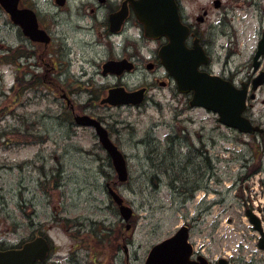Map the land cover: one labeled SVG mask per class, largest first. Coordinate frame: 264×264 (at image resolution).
Listing matches in <instances>:
<instances>
[{
    "label": "rangeland",
    "instance_id": "rangeland-1",
    "mask_svg": "<svg viewBox=\"0 0 264 264\" xmlns=\"http://www.w3.org/2000/svg\"><path fill=\"white\" fill-rule=\"evenodd\" d=\"M40 2L43 5L45 0ZM6 35L14 42V34L10 32H4L0 38ZM71 37L64 45L69 48L70 67L61 65L63 75L62 79L60 74L59 77L68 82L69 95L79 115L83 113V102L91 95L106 94L104 86L114 84L115 79L101 75V57L95 55L98 47L83 50L79 38ZM147 47L155 49L153 43ZM142 52L150 56L147 48ZM83 53L88 72L84 78ZM64 56L66 60V52ZM57 62H61L59 58ZM15 64L12 56L4 64L0 62V248L18 247L28 241L36 227L50 223L54 226L49 230L54 250L46 264H72L71 259L83 264V246L72 250L74 240L83 241V236L75 237L76 231L65 227L64 221L56 224L53 213L58 218L67 215L72 227L83 223L84 211L89 218L116 222L118 216L106 211L93 213V207L108 202L107 192L100 187L106 181L117 180L114 170L98 150L83 154V148H100L95 131L83 130L75 124L69 106L54 99L58 92L53 95L41 88L40 95L29 91L18 98L16 90L13 91ZM143 71L133 77L131 85L139 86L143 76L152 77L145 64ZM92 77L96 86L91 89L92 85L85 82ZM149 96L140 109L96 108L108 119L128 162L129 180L119 191L134 210L130 246L134 264H144L154 245L186 224L192 228L190 242L211 260L225 256L244 262L257 261L258 232L245 210L256 208V203L264 204V137L244 135L225 127L217 114L190 107L192 94H181L174 86L157 88ZM249 108L255 122L264 125V88L256 92L254 100H249ZM181 132L190 135L185 138L207 142L215 158L214 193L204 197L199 192L200 198L188 203L181 201L177 188L169 186L173 179L163 175L158 163L153 166L150 162L151 158L159 159L168 139ZM178 154L174 152L176 156L170 159L176 161ZM169 169L181 171L178 163ZM46 179L54 182L44 184L54 185L50 195L55 200L48 199V189L40 187ZM60 185L62 188L58 189ZM60 197L63 199L58 200Z\"/></svg>",
    "mask_w": 264,
    "mask_h": 264
},
{
    "label": "flooded vegetation",
    "instance_id": "flooded-vegetation-1",
    "mask_svg": "<svg viewBox=\"0 0 264 264\" xmlns=\"http://www.w3.org/2000/svg\"><path fill=\"white\" fill-rule=\"evenodd\" d=\"M13 1L0 0V35L4 32L14 34V42H10L7 35L0 38V62L4 64L8 56L15 58L17 74L13 91L16 90L18 98H22L23 93L29 91L39 94L41 88L53 95L58 92L59 99L56 94L54 99L61 100L66 106H69L75 122L78 115L75 110L76 105L69 95L70 86L66 80L65 82L61 80L63 75L61 65L70 67L69 48L65 49L64 45L71 41V35L79 38L83 50L87 51L88 47H98L99 51H96L95 55L101 57V75L115 79L114 84L104 86L106 94L101 97L91 95L87 102H83V113L79 115L99 122L106 130L112 143L121 151L108 119L100 115L96 108L140 109L147 104L150 92L157 88L165 90L174 86L181 93L174 78L159 57V50L167 46L169 40L167 37H161L158 40L146 38L144 27L139 22L134 7V3L140 0H45L43 5L40 0H18L16 22L13 15L3 5H10ZM174 3L180 22L188 29L187 49L197 51L201 56L202 63L199 67L201 73L220 77L231 83L237 90H246L249 96L264 88V6H261L264 0H174ZM149 43H153L155 49L147 47ZM144 47L147 48L150 56H146L142 52ZM62 50L67 54L66 60ZM57 58L61 62H57ZM86 59L87 57L83 53V78L88 75ZM110 63L112 66L115 63L114 72L105 68ZM57 64L60 66L57 67ZM144 64L152 77L143 76V82L135 87L131 85L132 79L137 73L144 72ZM69 74H71L70 71L66 75L69 76ZM93 79L92 77L85 82V85H92L91 89L96 86ZM255 86H257L256 90H254ZM112 89H125L132 93L143 90L142 102L136 106L103 105L102 101L106 99L108 92ZM189 105L191 107V100ZM244 116L253 125L262 129V132L255 135L263 138L264 125L262 122H255L253 114L250 112L249 100ZM86 129L95 131L93 127L83 126V130ZM187 134L181 132L173 138L171 136L167 141L166 150L160 154L162 156L159 159L151 158L150 160L151 164H154L153 166L158 163V167L163 169L164 176L173 179L169 186L179 190L178 196L183 203H188L197 197L200 198V195L197 196L199 192H203L204 197L211 192L214 193L213 188L216 182L213 149L208 147V143L203 139L199 142L191 137L185 138V136H190ZM95 135L100 148L95 150L83 148V154L97 150L104 154L108 158V165L114 170L117 180L106 181L104 186L100 187L105 190L104 192H107L108 202L104 206L93 207V213L106 211L112 216H118V219L116 218V222L109 221V218L104 221L92 219L86 216L83 210V223L80 224L82 226L76 223L72 227L71 224H68L71 219L67 215L64 218H58L53 213L52 220L56 224H61L64 221L65 227L76 231L75 237L83 236V241H79L77 238L74 240L72 248L74 251L83 246L85 255L83 264H134L130 246L133 243L135 215L133 213L129 222L122 220L120 205L110 195L111 191L121 193L119 189L128 181H119L110 153L104 148L97 134ZM174 152L180 154L176 161L170 159V157L176 156ZM155 154L157 155V153ZM175 163H178L181 171L168 170V167H173ZM165 168L166 170H164ZM50 182L53 181L42 180L40 187L47 188L48 199L55 200V197L50 195V190L54 185L44 184ZM61 188V185L58 186V189ZM61 199L63 197L58 200ZM96 199L100 204L98 198ZM123 205L131 207L126 199H124ZM248 210L255 213L260 219V231H257V248L260 255L257 261L250 259L244 262V260L225 256L211 260L204 251L196 249L192 243L193 254L189 262L191 264H264V215H262L264 207ZM248 210H245L246 216ZM189 227L191 233L192 228L190 225ZM51 228L54 226L50 223L36 227L28 241L18 246L21 248L25 243L37 237L45 238L50 245L48 258L36 264H46L53 253L54 244L49 235ZM80 242L82 244H79ZM71 263L78 264L77 260L73 259H71Z\"/></svg>",
    "mask_w": 264,
    "mask_h": 264
},
{
    "label": "water",
    "instance_id": "water-1",
    "mask_svg": "<svg viewBox=\"0 0 264 264\" xmlns=\"http://www.w3.org/2000/svg\"><path fill=\"white\" fill-rule=\"evenodd\" d=\"M17 1L5 5L6 9L17 21ZM136 15L144 26L145 36L149 39L167 37L169 43L159 51L163 65L175 79L179 91L187 94L192 92V107H202L212 111L219 117V122L240 133L254 134L262 132L250 120L243 116L247 102V91L237 90L231 83L207 73H201L199 67L202 63L197 51H189L186 47L188 29L180 22L174 0H140L134 3ZM115 67V63L113 65ZM112 63L105 66L114 72ZM113 68V69H112ZM107 73V72H105ZM259 85V84H258ZM257 85V86H258ZM254 87V90L257 89ZM144 91L136 93L124 89L109 91L108 97L102 103L113 106L138 105L143 99ZM255 95H251L254 99ZM78 125L93 126L104 148L110 153L119 181L128 179L127 164L123 154L108 137L106 130L94 119L89 117H76ZM113 198L121 205V215L129 221L133 210L122 205L119 194L111 191ZM248 216L255 229H259V220L249 211ZM189 228L182 227L173 237L154 246L147 258L146 264H191L189 258L193 247L188 242ZM49 252V245L43 238L26 243L21 249L0 251V264H35L43 261Z\"/></svg>",
    "mask_w": 264,
    "mask_h": 264
}]
</instances>
